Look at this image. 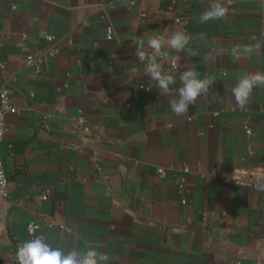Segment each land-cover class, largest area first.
Wrapping results in <instances>:
<instances>
[{
	"label": "crops",
	"instance_id": "0c3cea01",
	"mask_svg": "<svg viewBox=\"0 0 264 264\" xmlns=\"http://www.w3.org/2000/svg\"><path fill=\"white\" fill-rule=\"evenodd\" d=\"M222 2L226 16L201 23L207 0H0V91L15 106L0 264L35 236L103 264H264V87L244 108L231 92L264 72V0ZM175 30L186 49L157 57L172 94L186 69L212 80L179 116L135 56L138 38Z\"/></svg>",
	"mask_w": 264,
	"mask_h": 264
},
{
	"label": "clouds",
	"instance_id": "9594fccd",
	"mask_svg": "<svg viewBox=\"0 0 264 264\" xmlns=\"http://www.w3.org/2000/svg\"><path fill=\"white\" fill-rule=\"evenodd\" d=\"M228 12L222 0H207V6L201 12L199 20L201 23L223 19ZM189 37L180 30L168 32L165 35L145 34L136 41L135 56L144 65V73L155 82L161 96L170 97L169 107L176 115H186L190 106H194L198 97L209 92L212 80L201 78L199 72L194 68L184 70L179 76V86L175 88L176 78L167 72L157 57L168 59V52L162 51L167 46L180 53L186 49ZM260 47L259 43L247 45L243 49H233L234 58L238 59L241 51L251 54ZM151 49L152 52H147ZM173 66L175 61L173 60ZM264 87V72H248L242 74L231 89L236 104L244 108L254 88ZM16 264H103V258L96 248L87 249L74 247L70 251L52 248L45 243L42 236H35L19 245L15 253Z\"/></svg>",
	"mask_w": 264,
	"mask_h": 264
},
{
	"label": "built area",
	"instance_id": "2783aa9c",
	"mask_svg": "<svg viewBox=\"0 0 264 264\" xmlns=\"http://www.w3.org/2000/svg\"><path fill=\"white\" fill-rule=\"evenodd\" d=\"M110 32L111 31L109 30V33ZM32 60H33L32 57H28V63H32ZM173 68L176 69L177 65L175 64ZM139 87L143 88L144 85H139ZM13 110H15V106L13 104V100H12L10 93L7 90H1L0 91V144L4 138V134L6 131L5 116ZM79 122L81 124L84 123V119L82 118L79 119ZM247 131H249L248 128H247ZM183 179L184 177H182L179 181L180 188L182 191L185 189V182L183 181ZM0 194L4 197L8 195V176H7V172L4 166L1 153H0ZM47 197L48 195H46L44 199H47ZM37 228H38V225L35 223L33 224L31 223L30 225H28V229L30 233H33L34 230H36Z\"/></svg>",
	"mask_w": 264,
	"mask_h": 264
}]
</instances>
